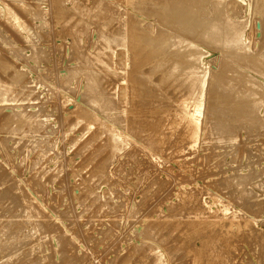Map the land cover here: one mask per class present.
<instances>
[{"label": "rangeland", "instance_id": "1", "mask_svg": "<svg viewBox=\"0 0 264 264\" xmlns=\"http://www.w3.org/2000/svg\"><path fill=\"white\" fill-rule=\"evenodd\" d=\"M19 1L29 10L0 0V264H264V127L226 112L223 131L211 120L218 86L264 92L250 66L264 65V0H175L223 28L212 44L150 15L158 0ZM141 26L197 56L163 59L167 44L136 98L141 54L129 40ZM83 58L99 61L85 71ZM158 60L167 62L153 72ZM190 105L203 110L195 139L180 114ZM257 112L264 120V106Z\"/></svg>", "mask_w": 264, "mask_h": 264}, {"label": "bare ground", "instance_id": "2", "mask_svg": "<svg viewBox=\"0 0 264 264\" xmlns=\"http://www.w3.org/2000/svg\"><path fill=\"white\" fill-rule=\"evenodd\" d=\"M5 1V0H4ZM122 1V0H121ZM134 1V0H133ZM202 1V0H200ZM206 1V0H205ZM222 1V0H221ZM183 2V1H182ZM181 1H175V0H158L156 2H153L151 4H153L154 9L150 11V15L155 16L158 21L160 23H162L163 25H166L169 27V29H171L173 32L182 34L184 35V33L189 34L192 36L193 40H197L200 42H205L206 44H212L215 42L219 41V38L221 36V33L223 31V28L205 21V20H196L197 18V14H196V10L194 11V9L187 5L186 3H182ZM185 2V1H184ZM218 2V1H217ZM263 2V1H262ZM3 3V2H1ZM16 5H18L19 7H23L26 10H29V7L26 6L25 4H23L21 1L16 0ZM156 3V5H155ZM198 4V3H197ZM212 4V3H211ZM215 4V3H214ZM155 5V6H154ZM217 5V4H216ZM213 6V5H212ZM263 6V5H262ZM10 7V5H9ZM9 7L7 8V6H3L4 8V15L7 17L8 21L10 22V24L12 26H14L15 28H20V30H25V27L21 26L18 22V17L16 16V13L14 14ZM12 7V6H11ZM56 7V6H55ZM207 7V5H206ZM209 7V5H208ZM224 8V6H223ZM227 8V7H226ZM259 8V7H258ZM12 9V8H11ZM66 9V8H65ZM71 9V8H70ZM205 9V8H204ZM203 9V11H204ZM261 9V8H260ZM259 9V10H260ZM62 10V9H61ZM78 11V9H77ZM194 11V12H193ZM201 11V10H200ZM206 12L208 10H205ZM227 11V10H226ZM58 12V11H57ZM56 12V14H57ZM225 12V11H224ZM64 14V13H63ZM227 14V12H226ZM225 14V15H226ZM199 15V14H198ZM210 15V14H208ZM201 16V15H200ZM199 17V16H198ZM211 17V16H210ZM56 18V17H55ZM201 18L203 19V16H201ZM207 18V17H206ZM205 18V19H206ZM59 19V18H58ZM210 20V18H209ZM234 20V19H233ZM138 22V21H137ZM194 23V25L192 26V24ZM144 24V23H142ZM150 27L152 25V23L150 24ZM154 25V24H153ZM16 28V29H17ZM148 28V26L146 27ZM156 28V27H155ZM154 28V29H155ZM160 28V26H159ZM163 28V26H162ZM153 27L151 30H149V32H152ZM161 30V29H160ZM168 30V29H166ZM18 31V29H17ZM164 31V30H162ZM241 31V30H240ZM147 30H144V27L142 29V26L139 28H134L131 32V41L129 40V46L130 49L133 50V52L135 53V55L137 54H141L138 58H135V60H137L136 64L133 66V73L135 74L134 76H138V74H142L143 73V69L144 68H149L150 67V57L158 52H161L165 49L167 44H171L168 47V50L165 52V54L162 56L163 59H165L166 57H173L176 60H179V62H190L191 60H194L197 56V51L190 47L188 44L186 43H181L179 41H176L173 38V36L171 38L169 37H161V36H156L154 34H150ZM169 33H172L170 31H168ZM174 33V34H175ZM161 35V34H160ZM186 39V38H185ZM188 39V38H187ZM244 40V39H243ZM188 41V40H187ZM247 41V40H246ZM124 42V41H123ZM239 42L236 43V45H234L235 48H238ZM251 44V43H250ZM129 51V50H128ZM250 51V50H249ZM252 51V50H251ZM131 52V51H130ZM1 56V55H0ZM160 56V55H159ZM244 58L246 59V57L244 56ZM249 58V57H248ZM159 59V57H158ZM130 60V59H129ZM3 61V60H2ZM98 59L94 58L93 60L91 59L90 61L86 58H83V69L85 71H89L92 68H94V66L98 63ZM172 61V60H171ZM170 61V62H171ZM219 61V60H218ZM245 61V60H244ZM153 62V60H152ZM167 62V61H166ZM166 62L164 60H158L156 61V64L154 63L153 65V72H157L159 71L165 64ZM194 63V62H193ZM248 63V61H247ZM246 63V64H247ZM3 64V62H2ZM128 64V63H127ZM200 64V63H199ZM217 64H220V62ZM250 64V63H248ZM178 63H174V65L169 68L166 73L164 75H162V78L166 79V77L170 76L171 73H173V71H175L178 67ZM192 65H196V64H192ZM232 65V64H231ZM1 66V65H0ZM247 65H245L244 67H246ZM252 68H254L253 70L256 71L257 73H264V65L262 63H258V62H252L251 65ZM98 67H100V69L102 70H107L108 71V67L106 64L104 63H100L98 64ZM129 67V66H127ZM167 67V66H166ZM165 67V68H166ZM203 65L200 66V68H202ZM206 67V66H205ZM217 67V66H216ZM130 68V67H129ZM128 68V69H129ZM164 68V69H165ZM219 68V67H218ZM208 69V68H207ZM216 69V68H215ZM2 70V69H1ZM179 70V69H178ZM194 70V67L193 69ZM209 70V69H208ZM220 71V69H219ZM127 72V70H126ZM164 72V70H163ZM204 72V71H203ZM211 72V71H210ZM230 73V70H229ZM22 74V73H21ZM127 74V73H126ZM211 74V73H210ZM220 74V72H219ZM228 74V73H227ZM237 75V73H236ZM239 75V74H238ZM131 76V75H130ZM155 76H159L155 75ZM190 76V75H189ZM133 77L134 80V84L137 85V92L136 93V98H140V94H141V90L143 87L146 86V84L149 82V79H146L143 75H141V80L137 79ZM201 77V76H200ZM263 77V76H262ZM205 78V77H204ZM234 79V78H233ZM209 80V79H208ZM239 80V78L237 79ZM3 81V80H2ZM88 86L92 89L97 85V81H95L94 79H88ZM147 81V82H146ZM211 81V80H210ZM229 81V80H227ZM241 81V80H240ZM239 81V82H240ZM254 81V80H253ZM184 82H190L191 86H196L197 85V80H195L193 77H185ZM202 82V81H201ZM207 82V81H206ZM205 82V83H206ZM129 83V82H128ZM204 83V82H203ZM211 83V82H210ZM235 83V82H234ZM241 84V83H239ZM238 84V85H239ZM203 85V84H202ZM210 85V84H209ZM205 86V85H204ZM243 86V85H242ZM21 87V86H20ZM135 87V86H134ZM134 87L132 89H134ZM203 87V86H202ZM207 87V86H205ZM204 87V88H205ZM206 92V89H204ZM243 88V87H242ZM213 89V88H212ZM256 89V88H255ZM16 90V89H15ZM136 90V89H135ZM202 90V89H201ZM217 90H221V96H222V105L219 107V113L218 116L216 118L213 117V119H211L218 127V129L220 131H223L222 128L225 125H228V121L227 120H223L222 119V114L223 112L229 113L231 115H233V117L235 118V121H237V123L239 125H244L245 127L247 126H253V127H257V128H262L264 127V120L259 118V114H258V109L261 108V106H264V92H258V91H254L249 93L248 91L245 90H241L239 88H237L236 86L233 85H229V83H225L224 85L218 86ZM248 90V88H247ZM25 91V90H24ZM126 91V90H125ZM141 91V92H139ZM4 93L5 90L2 86H0V97H4ZM125 93V92H124ZM197 95V94H196ZM143 97V95H142ZM197 97V96H196ZM202 97V96H201ZM204 97V95H203ZM208 97V96H207ZM123 99V97H121ZM126 98V97H125ZM124 98V99H125ZM132 98V96H131ZM135 98V95H134ZM191 98V97H190ZM199 99V98H198ZM197 99V100H198ZM205 101V100H203ZM97 102V101H96ZM99 102H102L101 100H99ZM98 102V103H99ZM189 102V100H188ZM103 104L106 103V101L103 100L102 102ZM179 103V102H178ZM205 103V102H204ZM204 103H202L204 105ZM202 105V106H203ZM179 106V105H178ZM191 106V105H190ZM189 108H186L185 110L182 109L181 112L178 111V113L180 112L183 120L187 125V128L191 131L190 135L192 134V137L195 139L197 138L198 135V130L200 129V122H201V113L203 110L201 109V106L199 105H194L191 106ZM187 107V106H186ZM204 109V107H202ZM76 109V108H75ZM126 110V109H125ZM84 111V110H83ZM81 111V113L83 112ZM128 111V110H127ZM163 111V110H162ZM222 111V112H221ZM173 112V110H172ZM89 113V111H88ZM125 113V111H124ZM176 113V112H175ZM78 114V113H77ZM128 114V113H127ZM131 114V113H130ZM81 115V114H80ZM166 115V114H165ZM220 115V116H219ZM128 115H126L127 117ZM79 117V116H78ZM94 117V116H93ZM125 117V116H124ZM91 118V117H90ZM207 118V116H206ZM28 119V118H27ZM78 119V118H77ZM176 120V119H175ZM209 119V121H211ZM244 120V121H243ZM88 121V119H87ZM90 121V120H89ZM172 121V120H170ZM174 121V120H173ZM179 121V120H178ZM183 121V122H184ZM205 121V120H204ZM176 122V121H175ZM181 122V119H180ZM208 122V121H207ZM25 123V122H24ZM92 123V122H91ZM170 123V122H169ZM178 123V122H177ZM206 123V122H205ZM203 123V126L204 124ZM184 124V123H183ZM182 124V125H183ZM174 125V124H173ZM40 126V125H39ZM94 126V124L92 125ZM91 127V126H90ZM105 127V126H104ZM184 127V126H183ZM101 128V127H100ZM107 128V126H106ZM108 128H110V126H108ZM186 128V127H185ZM184 129V128H183ZM202 129V127H201ZM188 130V131H189ZM11 131V130H10ZM21 131V130H20ZM172 131V130H171ZM180 131H184L181 130ZM185 132V131H184ZM200 132V130H199ZM106 133L108 134L109 137L108 138V142H109V147L114 146L115 142H116V136H114L113 134L111 135V133L109 131H106ZM12 134V133H11ZM116 134V133H115ZM157 134V132H156ZM24 135V134H23ZM162 135V134H161ZM189 135V134H188ZM120 136V135H119ZM123 138V137H122ZM184 138V137H183ZM199 138V135H198ZM188 139V137L186 138ZM124 140V139H123ZM122 141V140H121ZM233 141V138H218L216 140V143H228ZM193 142V141H192ZM196 142V141H195ZM223 203V202H222ZM222 205V204H221ZM223 207V206H222ZM225 208V207H224ZM208 216V215H207ZM226 216V215H225ZM228 217V216H227ZM228 219V218H226ZM210 220V219H209ZM208 220V221H209ZM219 220V219H218ZM216 220V222L218 221ZM224 221V219H222ZM237 220V219H236ZM29 221V220H28ZM205 221V219H204ZM213 221V220H212ZM227 221V220H226ZM234 221V220H233ZM248 221V220H247ZM25 222V221H24ZM219 222V221H218ZM225 222V221H224ZM228 222V221H227ZM213 223V222H211ZM10 224V223H9ZM228 225V224H227ZM233 226V225H232ZM234 228V227H233ZM232 228V229H233ZM236 228V227H235ZM8 230V229H7ZM31 231V230H30ZM7 232V231H6ZM22 232V231H21ZM5 234V233H4ZM2 236V235H1ZM13 236V235H12ZM11 236V237H12ZM10 237V238H11ZM14 237H12L13 239ZM23 238V237H22ZM20 239V238H19ZM4 241V238L2 239ZM1 241V240H0ZM15 241V239H14ZM6 242V241H5ZM12 242V241H11ZM17 242V241H16ZM4 243V242H3ZM152 244V243H151ZM13 246V245H12ZM10 248V246H9ZM0 249H1V244H0ZM159 250V249H158ZM162 250V249H161ZM160 250V251H161ZM15 255V254H14ZM6 256V255H4ZM5 258V257H4ZM2 260V259H1ZM197 261V260H196Z\"/></svg>", "mask_w": 264, "mask_h": 264}]
</instances>
